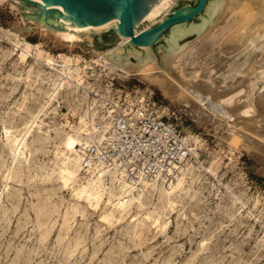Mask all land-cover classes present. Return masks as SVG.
<instances>
[{"label":"rangeland","instance_id":"obj_1","mask_svg":"<svg viewBox=\"0 0 264 264\" xmlns=\"http://www.w3.org/2000/svg\"><path fill=\"white\" fill-rule=\"evenodd\" d=\"M13 1L0 0V264H264V128L259 111L236 107L264 85V71L255 68L264 56V27L235 40L254 0L236 7L212 0L223 3L221 12L206 10L179 26L186 30L178 44L186 46L170 74L214 88L202 101L167 94L99 57L121 41L112 26L65 25L77 36L64 38L43 18L27 17L25 26L23 15L33 10ZM195 2L176 0L173 8ZM146 24L154 23L139 27ZM174 30L150 48L157 70ZM123 48L122 58L134 50ZM107 113L138 119L137 130L154 119L173 126L188 149L168 177L178 179L130 185L134 195L144 194L126 196L127 204L119 203L118 181L109 174L100 197L81 192L96 179V166L65 177L64 160L75 153L68 137L79 130L88 143L92 125L106 124ZM180 179L182 187L166 193Z\"/></svg>","mask_w":264,"mask_h":264},{"label":"bare ground","instance_id":"obj_2","mask_svg":"<svg viewBox=\"0 0 264 264\" xmlns=\"http://www.w3.org/2000/svg\"><path fill=\"white\" fill-rule=\"evenodd\" d=\"M36 1H40V0H36ZM175 1L176 0H162L156 6H154L146 15H144L139 22L149 20L150 22L156 23L164 19V17L173 10V4ZM242 2L243 0H231V3H232L231 5L232 7H236L240 5ZM223 6H224L223 3L217 4L213 2L211 5L209 4L207 10H209L211 16H214L216 13L218 14V12H221V9L223 8ZM248 9H250L251 12L246 17L244 23L237 29V32L235 35V40L237 42L246 41L248 39V36L251 34V32L254 31L256 27H264V0H254V3L252 2V4H250ZM117 22L118 20L114 19L106 24L99 25V26L90 25V26H80V27H75V28L78 31L82 28H87V27H88L87 29H90V30L91 29H101L103 27H110L112 25H116ZM139 22L136 28L137 32L150 26V24H146L143 27H139ZM207 23H208V20L204 19L203 26L206 25ZM65 25L73 26L70 23H65ZM178 28L179 26H177V28L175 27V30L172 31L170 34V37H169L171 41L170 50L164 54V67L161 70H157L160 66L157 65L156 58L151 53L150 47H146L147 55L144 57L140 53L136 52L137 51L136 49H134L128 54L126 58H122L121 50L124 44L129 42L130 40L129 37H123L121 41H119V44L117 46L115 45L114 47L109 48L108 50L99 53L98 56L105 59L112 65L117 66L122 71H125L127 73L138 74L142 76L143 78L149 80L150 82L159 85L164 90V92L167 94L177 93L180 99L194 97L197 100L202 101L203 92H205L208 96H210V95L216 94L215 89L212 87H209L208 84L201 85L196 80H193V79L182 81L180 75L173 77L170 74L172 71L171 65L175 62V57L186 46L185 44L183 45L178 44V38H180L181 36L185 34L186 29H180V28L178 29ZM193 30L200 32L199 28H193ZM56 32L57 34H59L61 37H64V38H75L77 36L75 33L72 32V30L68 28L67 30L57 29ZM26 44L27 46L31 45L30 43H26ZM40 52L42 51L40 50L39 53ZM130 55H134L137 58L135 60V63L131 62ZM255 68L262 69L264 71V56L261 59V62L255 65ZM236 107H239L240 109H244L246 114H250V112L254 109L259 111L261 115L260 116L261 121H259V127L264 128V122H263V119H264V85H260L257 88V90L255 91L253 95L252 101H249V102L246 101L244 103L240 102L238 103V105H236ZM80 134H81V131L78 130L77 133L69 135L68 137V147L75 151V153L66 156L64 160V164L62 166V171L65 177L68 179L76 178L79 170L85 167V164L82 161V156L80 153L81 149L80 147L78 148V146H81L83 144V142L81 141L82 136ZM14 142L16 144V148H18L19 151H21V148L18 146L20 142L17 144L18 138H16ZM86 145L87 143H84L81 146V148ZM94 170L96 171V179L92 180L90 184L84 185L81 189V192L87 193L88 197L89 196H94L95 198L100 197L99 194H101V191H103L104 190L103 188L105 187L104 178L106 174H109L112 177L111 179L112 183H114L115 181H118V185L120 188L119 189L120 190L119 203L127 204L130 198L132 197L140 198L144 194L142 191L138 193V196L134 195V192L130 188L131 186L128 183V179H126L122 173L120 176H117V174L113 170L106 168L102 166L101 164L96 165ZM182 184H183V181L182 179H180L177 183V186L172 187L171 190L167 191L166 193L168 194L169 193L171 194V192L173 193L176 187H182ZM96 185H97V188L95 187ZM96 189H99V190L96 191ZM130 195H132V197L128 199L125 198L126 196H130Z\"/></svg>","mask_w":264,"mask_h":264},{"label":"built area","instance_id":"obj_3","mask_svg":"<svg viewBox=\"0 0 264 264\" xmlns=\"http://www.w3.org/2000/svg\"><path fill=\"white\" fill-rule=\"evenodd\" d=\"M120 114L112 117L107 113L110 119L106 124H97L96 128L92 125L90 141L81 148L85 166L101 164L122 173L133 186L142 185L145 188L149 181L150 185L174 183L178 179L177 174L172 181L168 177L178 171L177 165L183 164L188 155L184 141L175 138L174 127L154 119L137 130L138 119H127ZM154 127H160L161 133L156 132ZM131 128L133 130L129 131ZM146 134L151 137L143 138ZM139 139H142L141 143Z\"/></svg>","mask_w":264,"mask_h":264},{"label":"water","instance_id":"obj_4","mask_svg":"<svg viewBox=\"0 0 264 264\" xmlns=\"http://www.w3.org/2000/svg\"><path fill=\"white\" fill-rule=\"evenodd\" d=\"M23 1L24 4L19 5L33 10V12L23 15L25 26L27 25V17L43 18L47 25L57 29H64L65 23H70L73 27L99 26L117 19V24L112 25L111 30L118 39L129 37L130 40L126 44L134 49H145L146 47H153L167 30L187 24L201 16L208 9L212 0H196L193 4L174 7L164 19L139 32L136 30L138 22L162 0ZM55 17L59 19L56 24L52 22Z\"/></svg>","mask_w":264,"mask_h":264}]
</instances>
